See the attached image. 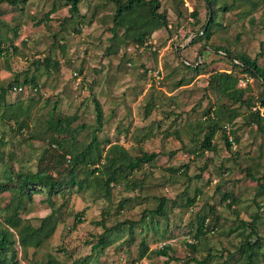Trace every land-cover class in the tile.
I'll return each instance as SVG.
<instances>
[{
    "label": "rangeland",
    "instance_id": "1",
    "mask_svg": "<svg viewBox=\"0 0 264 264\" xmlns=\"http://www.w3.org/2000/svg\"><path fill=\"white\" fill-rule=\"evenodd\" d=\"M183 1L181 4L179 0H160L159 10L166 12L173 35L170 36L165 29L155 31L149 41L155 51L148 47L139 50L130 42L124 44L119 41L117 52L111 54L105 52L111 44V17L115 9L112 2L81 0L79 14L73 21L65 19L70 15L69 5L61 0H28L20 4L22 11L6 2L0 4L3 12L0 15V32L10 37L7 44L13 40L17 48L15 53L9 50L0 54V84L12 80L15 72L21 73L19 79L23 80L22 71L27 67L28 74L32 75L35 59L51 56L59 61L58 68H51L50 73H45L43 68L39 70L42 72L37 77L38 91L25 85L8 92V103L21 101L22 110L29 108L23 118L36 125L48 117L55 104L61 114L74 117L58 138L64 135L67 138L65 144L71 142L76 147L74 151L78 152L91 140L97 125L92 102L94 94L103 110L102 127L97 138L109 140L103 144L105 149L112 142L123 145L134 155L139 154L140 149L159 153L133 177L112 186L109 201L94 200L86 190L80 193L73 191L64 198H58L56 207L60 220L53 234L42 247L30 248L27 259L20 253L21 264H47L49 257L67 264H162L166 256H156L151 250L163 243L170 244L172 250L169 254L179 260L168 264H197L185 262L193 254L183 239L185 227L195 213L203 206L214 204L221 216L220 231L232 226L235 218L224 203H219L218 184L222 191L232 190L237 196L232 207L238 210L239 218L246 221L250 220L252 213H260L262 219L258 230L264 237V191L257 195L258 181L264 178V133L254 125L242 126L247 113L245 108L239 109L241 115L231 123L224 120L226 131L233 130L239 138L231 149H227L218 131L213 138L217 146L215 151H205L197 157L192 152L202 139L199 126L210 122L203 114L209 104L228 103L233 106L231 100L218 97L206 87L208 72L232 69L224 51L257 57L258 65L264 69V2L260 3L261 7L253 9V0L238 1L227 11H217L212 37L195 40L193 28L197 27L192 21L185 22L188 12L197 8L200 23H203L207 8L202 0ZM231 2L218 0L215 7ZM52 6L57 10L51 12ZM47 13L48 18L38 24L37 21L44 19ZM16 25H19V31L14 37L12 28ZM182 59L201 66L202 73L196 74L194 70L185 68ZM157 70L160 71L159 78ZM234 74L238 77L236 88L247 87L243 98L261 95L264 85L259 79L249 76L248 80L244 79V84H240L244 75ZM181 79L189 83L177 87L176 82ZM151 97L155 106L145 115V104L149 100L151 102ZM3 109L1 106L0 111ZM12 122L0 118V139L7 143L0 147V151L13 154L10 162L15 167L23 164L33 168L34 159L39 156L44 143L28 140L26 129L22 133H10ZM228 134L233 138L232 133ZM228 166L229 171H222ZM197 175L198 178L195 177ZM138 180L144 185L141 189L137 186ZM195 189L200 192L193 206H175L166 217L159 216L154 220L147 217L143 223L138 221L146 209L156 205L155 198L165 196L181 203L184 199L178 195L186 190L193 196ZM12 197L11 191L1 193L0 218L9 212L4 208ZM124 197L127 199L119 205ZM43 198V194H35L32 202H27L21 210L20 216L37 225L39 218L51 211ZM78 214L80 221H76ZM103 220L107 227L123 220L131 221L134 227L129 231L125 225L120 231H112L106 246L94 249V239L103 231ZM165 228L162 238L160 234ZM235 234L229 238L234 237V242H237ZM189 237H186L190 240L187 241L191 242ZM142 240H145L148 251L138 259ZM223 246L229 247V244L217 231L200 239L194 255L201 260L211 247L210 253L215 256L209 264H217L226 253ZM258 264L264 263L260 261Z\"/></svg>",
    "mask_w": 264,
    "mask_h": 264
},
{
    "label": "trees",
    "instance_id": "2",
    "mask_svg": "<svg viewBox=\"0 0 264 264\" xmlns=\"http://www.w3.org/2000/svg\"><path fill=\"white\" fill-rule=\"evenodd\" d=\"M28 0H0L6 2L9 5H14L21 11L23 7L20 4L26 3ZM65 1L69 5V16L65 18L69 21H73L75 16L79 14L78 4L81 0H61ZM114 4V12L111 20L113 26L111 27L112 35L109 38L111 41L110 46L107 48V54L117 52L116 44L121 41L124 44L130 42L132 46L136 44L140 48L148 47L151 49V36L152 34L161 29H165L167 33L172 36V26L169 24L167 14L164 10L160 11V0H107ZM199 1V0H198ZM207 8L206 19L203 23L199 20V11L197 8H193L188 12L186 23L193 24L196 39L209 40L213 35V26L216 25L215 15L217 11H227L234 3L245 0H232L230 4L219 5L217 7L218 0H202ZM183 4V0H179ZM264 0H253L251 7L254 9L261 7L260 3ZM53 5H56L55 3ZM263 9V8H262ZM57 10L56 6H52L51 12ZM3 12L0 10V15ZM209 13L211 17L208 20ZM181 15V13H179ZM39 19L38 24L42 23L48 18V13ZM83 19V16H80ZM34 19V17H33ZM193 19V20H192ZM208 21L206 29L203 28ZM81 22V21H80ZM180 25L179 23L177 24ZM176 26V29L177 27ZM121 30V32H119ZM19 25L12 28L14 37L18 36ZM123 36V38H121ZM10 37L5 36L0 32V54L10 52L15 53L16 46L12 42L7 44ZM193 40V41H195ZM7 44V45H6ZM6 45V46H5ZM136 49V48H135ZM179 49V46L176 48ZM155 51V50H152ZM228 56V61L232 64V69L227 71H210L207 81L209 90L216 93L217 96H224L226 99L231 100V105L228 103L209 106L204 110V115L210 121L207 125L199 126L200 133H202V139L195 145V149L192 150L195 157L203 155L205 151H215L217 146L213 142L215 134L220 131L221 137L224 141L227 149L232 148L233 142L239 141L236 134H233V130L226 131L224 120L227 119L228 123H231L233 119L241 115L240 108H245L247 113L244 115L242 126L254 125L258 130L264 133V103H261V99L264 96V89L259 96L248 95L243 98L245 88H236L238 75L247 74L248 76L257 78L261 84L264 85V69L258 65L257 57L251 58L246 54H233L229 50L224 51ZM155 52H152L153 54ZM181 63L188 70H194L196 74L202 73L201 66H196L192 63H187L185 60H181ZM59 61L51 56H45L43 60H33L32 75L28 74V68L22 71L24 79L20 81L19 76L21 73L15 72L14 78L8 83L0 84V107L4 106V109L0 111V118L2 120L7 119L13 121L10 125V133H22L25 129L28 132L27 139L30 141L37 140L44 145L41 148L39 156L34 159L33 168H29L23 164L14 166L10 162V157L13 154L0 151V195L5 191H11L13 197L11 201L5 206L9 212L4 214L0 218V264H21L20 259L23 255L24 259H27L28 250L30 248H40L53 234L57 222L60 220V216L57 212L56 201L58 198H64L67 194L75 192H81L86 190L94 200L104 199L109 201L111 194V187L121 183L122 180L133 177L134 173L140 172L143 166L152 162L159 153L146 152L140 149L139 154H131L123 145L118 143H112L105 149L104 142L109 140L104 137V140L97 138V133L101 130L103 121V110L100 102L96 96L92 94V102L95 110V120L97 125L95 126L91 140L84 146V148L78 152H75L76 147L71 142H67V138H58V135L66 130L73 116H65L57 109L55 104L51 107V110L43 121H38L37 124H31L28 119L23 118L24 112L28 111V107L22 110L21 101L15 103H8L6 96L9 91L19 89L22 86L30 85L36 91H38L37 77L41 75L42 68L45 73H50L51 68L57 69ZM214 70V69H213ZM30 71V70H29ZM154 71V70H153ZM39 72V75L36 73ZM159 76L160 71L157 70ZM241 75V76H242ZM153 78V77H152ZM151 83H155L151 80ZM176 86L180 87L186 85L189 82H184L183 79L176 82ZM155 87V85H152ZM151 86V87H152ZM237 104V106H235ZM155 106L154 99L145 104L144 113L147 115ZM259 106L261 109L256 107ZM164 112V111H163ZM166 113V112H164ZM212 114V115H211ZM69 122V123H68ZM34 129V130H33ZM176 132V131H175ZM228 133H232V137ZM56 135V136H55ZM67 137V136H66ZM3 138L0 139V147L5 145ZM186 171H187V166ZM222 171H229L230 167H224ZM249 175V173H248ZM196 178L199 175L195 176ZM264 177V176H263ZM137 186L141 189L143 185L142 181L138 180ZM220 192L219 203H224L226 208L229 209L234 215V221L232 226H229L226 231H220L222 228L220 223V214L216 211L214 204H208L203 206L202 210L195 213L192 220L186 225L184 244H186L191 250L190 257L185 261L186 263L195 262L197 264H209L214 253H210L212 248H208V254L203 259H198L194 255L197 250V244L201 238L207 237L212 233H220L226 239L229 247L223 246L222 250H225V255L222 256V260L217 264H258L260 261L264 263V237L259 233L258 225L261 223V215L257 211L250 215V220H243L239 218L238 210L233 208L234 202L237 201V196L232 190L222 191L220 184L216 188ZM182 191L178 197L181 196L184 199L183 202L178 203L176 199H169L165 196H159L155 199L156 205L153 208L146 209L138 221L143 223L147 217L149 220H154L156 217H166L168 211H171L173 207H190L193 206L198 198L200 190L195 189L194 195L190 196L188 193ZM264 191V178L263 181H258L257 195L259 196ZM35 194H43L44 201L51 208L49 214L39 218V223L34 225L29 219L20 216L21 210L26 206L27 202H32ZM127 197L122 198L119 201V205ZM205 207V208H204ZM260 208V207H259ZM81 214V213H80ZM78 218L76 221H80ZM153 222V221H151ZM127 225V229L132 231L134 226L129 220H123L117 224L107 227L105 220L101 222L103 231L97 237H95L92 247L102 248L106 246L108 237L112 231H120L121 227ZM182 227V226H181ZM166 228L163 229L160 236L164 238ZM235 234L236 241L234 242L231 235ZM190 235V237H189ZM191 238V242H188L186 237ZM190 241V240H189ZM232 247V249H231ZM172 247L169 243H164L162 246L151 250L152 254L156 256H166V259L162 264H168L170 261H179L169 252ZM148 246L145 240L140 243V250L138 252V259H142ZM21 253V255H20ZM190 254V253H189ZM222 255V254H221ZM47 264H67L65 262H59L53 257H49ZM82 264V263H72ZM134 264V263H131Z\"/></svg>",
    "mask_w": 264,
    "mask_h": 264
},
{
    "label": "built area",
    "instance_id": "3",
    "mask_svg": "<svg viewBox=\"0 0 264 264\" xmlns=\"http://www.w3.org/2000/svg\"><path fill=\"white\" fill-rule=\"evenodd\" d=\"M134 47L137 48V47H140V46L136 44ZM156 74H157V72H156ZM158 78H159V76H158ZM248 78H249V76H248L247 74H244V77L240 78V79H241V80H240V84H244V79H245V80H248ZM240 84H239V85H240ZM245 85H246V84H245ZM245 85H244V86H245ZM257 107H258L259 109H261L259 106H257ZM253 109H256V108L253 107ZM163 244H164V243H163ZM163 244H161L160 246H162Z\"/></svg>",
    "mask_w": 264,
    "mask_h": 264
},
{
    "label": "water",
    "instance_id": "4",
    "mask_svg": "<svg viewBox=\"0 0 264 264\" xmlns=\"http://www.w3.org/2000/svg\"><path fill=\"white\" fill-rule=\"evenodd\" d=\"M210 17H211V13H209L208 20L210 19ZM207 25H208V21L206 22V24L203 28V31L206 29ZM263 101H264V98H263V100H261V103H263Z\"/></svg>",
    "mask_w": 264,
    "mask_h": 264
}]
</instances>
